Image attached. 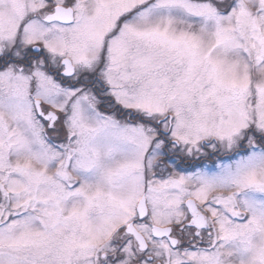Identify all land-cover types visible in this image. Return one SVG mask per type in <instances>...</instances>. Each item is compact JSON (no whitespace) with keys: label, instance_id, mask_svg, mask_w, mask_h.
Returning <instances> with one entry per match:
<instances>
[{"label":"snow or ice","instance_id":"obj_1","mask_svg":"<svg viewBox=\"0 0 264 264\" xmlns=\"http://www.w3.org/2000/svg\"><path fill=\"white\" fill-rule=\"evenodd\" d=\"M0 264H264V0H0Z\"/></svg>","mask_w":264,"mask_h":264}]
</instances>
